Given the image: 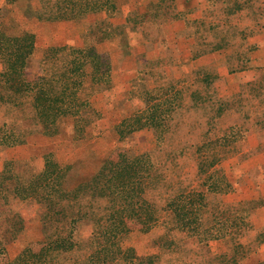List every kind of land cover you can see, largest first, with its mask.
<instances>
[{
  "label": "rangeland",
  "instance_id": "obj_1",
  "mask_svg": "<svg viewBox=\"0 0 264 264\" xmlns=\"http://www.w3.org/2000/svg\"><path fill=\"white\" fill-rule=\"evenodd\" d=\"M108 1L116 8L86 11L98 0H21L14 4L0 0V24H8L9 32L15 35L24 32L35 35L34 51L27 59L24 75L31 83L30 88L14 91L6 83L7 76L2 74L8 64L0 54V174L4 171L9 176L34 174L42 170L45 155L51 153L61 164L72 166L67 185L73 187L81 178L93 175L106 159L118 158L120 152L130 158L149 154L153 169L144 195L156 209L158 220L146 232L140 222L129 218L131 229L120 238L122 247L134 248L139 256L156 254L152 264H254V260L246 261L259 247L248 226L247 208L252 204L225 196L236 193L242 183L241 162L247 157L243 152L244 141L256 118L261 112L264 114V103L258 101L264 94V81L241 84L238 91L221 95L212 79L215 71L203 69L193 74L192 85L178 84L172 69L176 37L172 34L173 38L167 40L171 34L169 24L177 19L174 0L100 2L108 4ZM222 1L211 2L219 3V13H228L231 5ZM233 1L229 0V4ZM256 3L261 9L264 1L250 0L249 4L245 1L247 16L255 14ZM199 32L205 35L202 30L196 33ZM146 40L152 48L149 56L154 53L153 57L146 62L147 53L135 56L136 70L124 73L126 55L131 49L139 50ZM63 46L99 54L107 74L96 77L104 82L93 80L92 84L96 70L94 73L91 64L84 67L89 88L84 90L82 99L88 105L78 116L62 118L59 132L49 135L45 131L55 127L48 128L40 118L38 86L34 83L44 75L58 76L56 71L71 57V49L58 55L51 49ZM136 114L144 116L143 121L145 116L155 114L156 120L120 138L118 129L133 128L127 124L132 123ZM211 161H217L211 168L217 173L216 178L223 175L228 180L215 179L216 182L226 189L232 184L231 191L208 189L205 180L211 170L208 167L207 172L200 173V167ZM13 186L12 177L9 188L5 186L6 190L0 194V246L12 238L19 223L16 216L22 218L24 228L6 244L10 259L29 243H37L56 231L67 233L70 227L63 216L47 221V226L43 219L47 206L36 198L20 199ZM196 191L204 192L206 199L202 210L196 213L194 226L198 229L192 235L177 229L168 204L180 194H184V199ZM109 196L95 194L88 188L80 197L61 205L68 211L81 210L87 217L74 227L78 245L61 252L54 264L89 263L95 250L91 238L98 220L113 210ZM187 201L188 198L185 204ZM113 264L135 263L120 256Z\"/></svg>",
  "mask_w": 264,
  "mask_h": 264
},
{
  "label": "trees",
  "instance_id": "obj_2",
  "mask_svg": "<svg viewBox=\"0 0 264 264\" xmlns=\"http://www.w3.org/2000/svg\"><path fill=\"white\" fill-rule=\"evenodd\" d=\"M21 0H8V3L14 4ZM87 7L88 10L97 9H115L114 3L100 2ZM81 14V12L79 11ZM57 17V16H56ZM53 17H50L52 19ZM8 24H0V54L7 61V69L3 76L6 77V83L11 85L14 91L31 87V83L24 79L27 59L34 51V37L31 32H24L15 35L9 32ZM68 47H54L51 49L54 55H58ZM70 56L61 65L58 76L46 78L45 75L37 78L34 85L38 86L36 101L41 109L40 118L45 122L48 128L55 127V130H46L45 133L55 135L59 132L58 123L62 118L68 116H78L81 111L88 105L86 100L82 99L84 90L88 87V80L84 78V67L91 64L92 69L96 70L95 76L92 77L95 82H104L96 78L97 75L104 76V71L99 58L101 56L85 53L84 48H68ZM88 54L90 60L85 59ZM56 60L59 59L55 56ZM109 66H107L108 71ZM96 78V79H95ZM107 83V82H106ZM104 84V83H103ZM48 86V87H46ZM55 90V92H54ZM136 118L127 126L133 127L128 130L118 129L120 138L126 134L136 131L144 126H149L156 120V115L152 114L143 121L142 115L136 114ZM82 120V118L80 117ZM1 138V142H4ZM149 154L130 158L125 152H120L118 158L106 159L100 168L88 178H81L69 187L68 176L72 170L71 165H63L56 160L53 154L45 155V164L42 170L34 174H24L9 176L4 171L0 174V194L9 188V180L14 178L12 190L20 199L36 198L39 202L47 206V212L44 214L45 224L47 221H55L63 217L67 218L70 224L67 233L59 231L48 234L39 242H32L27 245L22 252L15 258L7 257V245L9 241L16 238L17 232L24 228V221L19 216L15 220L19 222L12 238L3 241L0 246V264H54L58 255L65 251H71L78 242L75 238V224L79 220L87 217L82 214L81 210L68 211L67 208L61 207L66 200H72L80 197L83 192L93 189L95 194L110 195L113 210L105 218H100L92 235L95 244L94 252L89 256L88 264H113L115 260L123 256L135 264H152L156 261L157 255L139 256L134 248H123L120 238L131 229L128 219L140 222L141 229L149 231L154 222L158 220L156 209L145 198V192L149 186L147 182L151 177L153 163L149 161ZM217 161H211L208 164L202 163L200 173L207 172L208 167L213 168ZM9 163L6 165L8 166ZM207 167V168H206ZM216 172H209L205 180L208 189L216 187L224 192L231 191L233 185L219 186L217 180L228 181L226 177L219 176L216 178ZM212 178L211 180H209ZM231 189V190H230ZM184 194L178 195L168 204V210L174 213L176 226L178 230L186 231L195 235L198 226H194L196 213L201 211L206 199V194L202 191L190 192L183 199ZM188 198L187 203L185 204ZM185 204V205H184ZM188 218L189 222H185ZM191 218V219H190ZM67 264H80L79 262H70Z\"/></svg>",
  "mask_w": 264,
  "mask_h": 264
},
{
  "label": "crops",
  "instance_id": "obj_3",
  "mask_svg": "<svg viewBox=\"0 0 264 264\" xmlns=\"http://www.w3.org/2000/svg\"><path fill=\"white\" fill-rule=\"evenodd\" d=\"M211 1L174 0L177 19L169 24L171 34L167 40L173 38L172 34L176 37L175 55L172 56L175 66L172 69L177 83L192 85L195 82L193 74L203 69L215 71L212 79L221 95L238 91L241 84L264 81V11H261L264 4L261 3L263 7L260 9L256 3L253 7L255 14L247 16L243 5L245 1L249 4L250 0H234L231 4L229 0H223L222 3L231 5L225 14L219 13V3ZM198 30L205 35L196 33ZM145 43L139 50L131 49L126 55L122 69L127 71L124 73L136 70L135 56L147 53L146 62L153 57L154 53L149 56L152 48H149L148 41ZM258 101L264 103V94ZM261 113L244 141L243 152L247 157L241 162L243 179L240 188L225 196L237 198L242 204H252L247 208L248 226L251 237L258 239L259 247L246 261L254 260V264H264V114Z\"/></svg>",
  "mask_w": 264,
  "mask_h": 264
}]
</instances>
